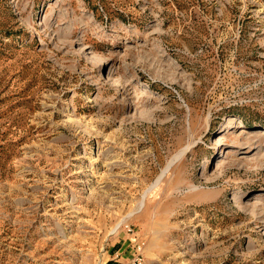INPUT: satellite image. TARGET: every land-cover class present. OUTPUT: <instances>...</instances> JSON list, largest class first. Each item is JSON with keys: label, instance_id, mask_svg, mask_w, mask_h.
Returning a JSON list of instances; mask_svg holds the SVG:
<instances>
[{"label": "rangeland", "instance_id": "rangeland-1", "mask_svg": "<svg viewBox=\"0 0 264 264\" xmlns=\"http://www.w3.org/2000/svg\"><path fill=\"white\" fill-rule=\"evenodd\" d=\"M262 131L264 0H0V264H264Z\"/></svg>", "mask_w": 264, "mask_h": 264}, {"label": "crops", "instance_id": "crops-1", "mask_svg": "<svg viewBox=\"0 0 264 264\" xmlns=\"http://www.w3.org/2000/svg\"><path fill=\"white\" fill-rule=\"evenodd\" d=\"M126 248H119L117 246L113 249H110L108 251V259H106L105 264H126L129 261L127 260L129 258V255H131L132 253V251Z\"/></svg>", "mask_w": 264, "mask_h": 264}, {"label": "built area", "instance_id": "built-area-1", "mask_svg": "<svg viewBox=\"0 0 264 264\" xmlns=\"http://www.w3.org/2000/svg\"><path fill=\"white\" fill-rule=\"evenodd\" d=\"M126 232L130 235H133L134 231L131 228L130 225H127L125 227ZM143 245L140 243H134L133 244V249H132V253H131V257H130V261L129 264H145V259H144V255H143Z\"/></svg>", "mask_w": 264, "mask_h": 264}, {"label": "bare ground", "instance_id": "bare-ground-1", "mask_svg": "<svg viewBox=\"0 0 264 264\" xmlns=\"http://www.w3.org/2000/svg\"><path fill=\"white\" fill-rule=\"evenodd\" d=\"M110 82H111V83H114V86H117V82L115 81L114 78H111ZM262 133H264V132L262 131ZM261 138H262V137H261ZM214 145H215V146H220V145H221V140H220V139H216ZM227 152H228V151H227ZM237 198H239V196H238V197H237V196H234V197H233V199H237ZM260 205H262V204L259 203V205H258L257 207H259Z\"/></svg>", "mask_w": 264, "mask_h": 264}]
</instances>
